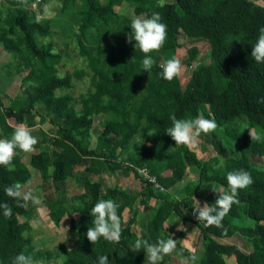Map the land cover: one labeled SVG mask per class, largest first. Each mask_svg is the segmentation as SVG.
<instances>
[{"label":"trees","instance_id":"1","mask_svg":"<svg viewBox=\"0 0 264 264\" xmlns=\"http://www.w3.org/2000/svg\"><path fill=\"white\" fill-rule=\"evenodd\" d=\"M39 2L48 0H28L27 5L21 0L0 1V47L12 56L0 64V75L20 77L26 96L22 101L0 89V139H10L18 124L32 127L35 116L40 125L54 130L50 134L41 129L44 138L28 163L29 153L17 149L13 171L0 166V204L12 208L11 217L0 209V264H11L20 253H35L34 259L45 264L59 259L57 249L34 243L31 223L20 219L28 216L27 206H18L22 197L17 201L4 192L5 186L31 181L29 166L56 193L63 190L66 195L70 179L83 185L78 209L67 206L62 195L47 202L53 224L62 227L67 222L71 247L66 243L59 247L65 246L63 264H98L97 257L103 255L109 264H145L144 249H132L135 240L154 244L171 238L170 228L177 223L201 234L198 264H226L225 256L235 257L236 264H264V169L258 167H264V138L252 142L249 134L254 129L264 137V103L259 102L264 97V63L251 57L264 27V6L251 0H57V17L36 23L33 5ZM124 2L134 17L150 18L157 12L167 25L163 46L149 54L155 61L150 72L142 68L144 54L135 49V40L128 42L133 18L119 13ZM74 14L75 33L64 34ZM180 36L206 41L210 47V63L198 61L185 85L179 76L163 79L160 67L162 54L175 48ZM196 59L192 49L188 64ZM87 77L89 89L75 96L77 83ZM172 114L178 119L202 115L217 122L216 130L206 135L212 157L203 160L189 146L176 147L166 134ZM98 117L102 133L93 148ZM222 159L224 166L214 167ZM141 168L147 169L149 178L140 174ZM240 169L251 174L253 183L238 190L240 203L231 207L223 228L199 223L193 215L199 207L196 200L214 205L217 195L211 186L229 191L226 174ZM116 173L125 179L134 176L141 190L119 185L103 189L102 175ZM192 175L196 177L189 180ZM179 185L180 198L174 199L171 190ZM100 199L119 205V242L101 237L92 244L87 238L93 221L90 212ZM141 214L145 223L139 229ZM244 219L253 226L242 225ZM235 235L249 242L250 253L220 242ZM37 248L41 251L35 252ZM176 249L186 257L194 253L181 244Z\"/></svg>","mask_w":264,"mask_h":264},{"label":"clouds","instance_id":"2","mask_svg":"<svg viewBox=\"0 0 264 264\" xmlns=\"http://www.w3.org/2000/svg\"><path fill=\"white\" fill-rule=\"evenodd\" d=\"M21 2L27 5L28 0H21ZM57 6V0H48L47 3L42 2V11L35 17V22L40 23ZM161 20V15L154 12L150 18L137 16L131 21L130 28L132 31L128 35V42L131 43L134 39L135 49L144 54L142 68L145 72H150L155 63L149 54L158 51L166 40L167 25L162 23ZM236 41L240 42V38H236ZM251 57L256 63H264V27L260 29L259 36L252 45ZM160 67L162 69V78L167 81H172L178 77L183 68L180 60L176 57L168 59ZM259 102L264 103V97ZM169 119L171 120V126L166 129V134L175 141L176 147L181 145L192 146L202 133L208 134L215 131L218 127L215 120L206 119L202 115L195 118L178 119L175 114H172ZM249 134L252 142H260L264 138L254 129L250 130ZM38 142V138L32 135V130L28 126L25 124L16 125L10 139H0V166H5L9 171H13L12 161L16 155V150L19 149L21 152L31 153L35 151V146ZM223 166L224 162L222 159L220 164L214 167L222 168ZM226 179L229 191H225L223 187L211 186L212 192L217 195L214 205L205 203L203 207L199 205L198 208H194V217L199 223L202 222L205 227L215 226L223 228L222 222L230 212L231 207L240 203L236 198L238 190H243L253 183L251 174L244 169L228 171ZM26 184L30 185L31 181H27ZM24 188L25 185L14 183L5 186L4 192L8 197L17 201L22 197L23 203L18 204V206L26 207L28 202H31L36 206L37 213L42 212L43 202L41 198L32 191H24ZM118 208L119 205L115 200L100 199L91 209L90 215L93 217V221L86 235L92 244H95L101 237L108 242H119L122 229L120 217L117 214ZM0 209H3L5 217L12 216V208L8 204H0ZM224 234H227V229H224ZM26 235V233H22V236L26 237ZM184 241L187 242V239ZM176 247L177 241L173 238H161L154 244L137 238L132 249L134 252L144 249L146 254L145 264H160L164 257L171 254ZM39 251L41 249H35V252ZM34 254L26 255L20 253L12 259L11 264H45L43 260H35ZM197 259L198 257L193 253L189 257L184 258L182 264H195ZM97 260L98 264H109V259L106 255L98 256ZM49 264H63V259L50 261Z\"/></svg>","mask_w":264,"mask_h":264},{"label":"rangeland","instance_id":"3","mask_svg":"<svg viewBox=\"0 0 264 264\" xmlns=\"http://www.w3.org/2000/svg\"><path fill=\"white\" fill-rule=\"evenodd\" d=\"M1 2L3 0H0ZM104 1V0H103ZM255 4L264 6V0H251ZM57 7H55L51 14L44 17V18H56L58 15V7L59 3H57ZM75 6L74 8L76 9ZM38 6V7H37ZM42 3L39 2L38 5H33V10L36 14H40L42 9ZM119 13L124 14L126 16H130L134 18V15L132 14L131 9L128 6L127 2H124L122 6L118 7ZM2 11V10H1ZM78 22V16L76 14L69 16V22L68 26L65 28L66 31H64V34H71L74 35L76 26ZM196 51V57L197 59L193 61L192 63L188 64L189 59V53L191 50ZM209 51L210 47L209 44L206 41L203 40H188L185 36L179 38L178 45L173 48L169 49L167 53L162 54L160 63H164L168 59H171L173 57H176L180 60L183 68L182 72L179 75L180 80L182 82V85H185L187 83L191 68H195L197 66L198 61H203L206 64L210 63V57H209ZM74 54V52H72ZM12 56L10 53L5 52L2 47H0V64L3 62H9L11 61ZM78 63L77 65H79ZM81 65V64H80ZM82 66V65H81ZM74 66L71 65L70 68L72 69ZM63 74V73H61ZM90 86L89 78L87 77L82 82H78L76 85V88L72 91V93L75 96L80 95L81 93H85ZM0 89L6 92L9 96L12 98H19V100L24 101L26 99V96H24V89L22 88L21 84V78L20 77H7L5 75H0ZM9 103H7L8 105ZM102 118L98 117L94 120V130H93V141H92V147L94 148L96 146L97 138L102 133V126H101ZM32 127L28 125V127L32 130V135L38 138L39 140H42L44 138L41 129L47 130L50 134L54 133V130L49 125L42 126L39 123V118L37 116L34 117L32 121ZM27 126V125H26ZM242 127V126H241ZM208 134H201V136L198 138L197 142L193 144L192 146H189L190 149L194 152H196L197 156L200 159L207 160L210 157L213 156L214 150L212 145H210L207 136ZM140 137H137L136 142H138ZM46 147V146H45ZM36 152L35 151L29 153L25 161L28 163L30 161L31 154ZM260 169H264V167L258 166ZM29 170L32 174L31 184L26 185L24 188V191H32L35 195H38L42 202H43V211L40 213H37L36 206H34L31 202H28L27 208H28V216L20 218L21 221H29L32 226V236L33 241L36 245H38L41 248L53 251L54 249H57L59 253V259H65L64 254V248L67 246L68 249L71 247V242L69 239V231L67 222L63 224L62 227H57L53 224L52 220L50 219L48 215V208H47V202L55 199L57 197L63 196L64 203L67 206L80 208L82 206V201L78 199V196L81 195L84 192L82 183H78L75 181V179H70L67 182V185L64 187L66 195H63L64 191L60 190L56 193L55 188L49 184H44L38 171L35 168H32L29 166ZM196 176L192 175L189 180H193ZM102 182L104 183L103 189H106L107 187H114L115 185H119L125 189L137 192L141 190V183L138 179H136L134 176H130L129 178L125 179L121 175L116 174H106L102 175L101 177ZM155 181V179H154ZM44 185L46 188H40L41 185ZM183 185H179L174 187L171 192L173 194L174 199L180 198V190ZM63 191V193H62ZM178 197V198H177ZM196 204L201 207H203L201 200H196ZM126 213L125 215H127ZM144 214H141L138 218L137 226L139 229H141L143 223H145V217H143ZM38 221V222H36ZM244 226H253V223L248 220L244 219V221L241 223ZM167 228H169V225L167 224ZM171 230V238L177 241V244H181L190 250L194 251V254L198 257L195 264H198L199 260L202 258V248H203V240L201 234L190 225L184 226L181 223H177L175 228H170ZM67 238V239H66ZM187 239V242L184 240ZM223 244H232L237 245L241 250H243L246 253L251 252V245L249 242L238 236L235 235L232 238L223 239L220 240ZM66 243L63 250L59 249L60 245ZM186 258L185 255H182L177 249H175L171 254L166 255L162 262L166 264H182L183 259ZM226 264H236L235 257H228L225 256Z\"/></svg>","mask_w":264,"mask_h":264},{"label":"built area","instance_id":"4","mask_svg":"<svg viewBox=\"0 0 264 264\" xmlns=\"http://www.w3.org/2000/svg\"><path fill=\"white\" fill-rule=\"evenodd\" d=\"M190 68H191V70L193 69L192 66H190ZM139 172H140V174L143 175L144 177L149 178L148 171H147L146 168H141V169H139ZM152 180L154 181V178H152Z\"/></svg>","mask_w":264,"mask_h":264},{"label":"crops","instance_id":"5","mask_svg":"<svg viewBox=\"0 0 264 264\" xmlns=\"http://www.w3.org/2000/svg\"><path fill=\"white\" fill-rule=\"evenodd\" d=\"M7 52L6 50H4V53Z\"/></svg>","mask_w":264,"mask_h":264}]
</instances>
